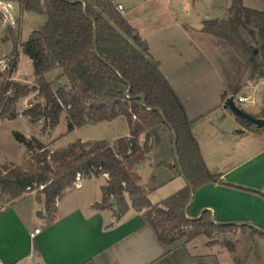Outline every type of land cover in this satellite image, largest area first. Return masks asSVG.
I'll return each instance as SVG.
<instances>
[{"label": "trees", "instance_id": "1", "mask_svg": "<svg viewBox=\"0 0 264 264\" xmlns=\"http://www.w3.org/2000/svg\"><path fill=\"white\" fill-rule=\"evenodd\" d=\"M2 1L17 2L25 11L44 12L47 19L20 47L15 42L13 64L21 49L33 60L37 83L0 79V119H16L18 100L36 92L35 96L43 100H29L24 114L32 122L43 119L44 132L59 123L63 112L69 132L119 116L127 119L131 132L113 143L78 139L66 147L52 149L36 136L13 131L29 157L22 164H0V202L5 195L19 199L27 189L42 186L45 211H49L63 192L74 186L78 174L83 178L107 174V182L101 187L103 198L94 206L112 209L119 218L130 207L126 198L129 196L132 207L142 211L144 220L164 245L175 247L183 237L191 240L200 235L211 238L208 244H215L220 238L212 239L214 235L247 226L218 222L209 210L196 218L187 215L194 192L207 183L222 182L221 174L207 166L182 100L160 70L146 40L114 0ZM229 13L228 18L205 19L202 31L226 40L240 54H249L252 79L264 77V60L255 52L256 47L261 52L264 49V11L233 0ZM243 30L247 31L249 41ZM251 40L255 46L250 44ZM56 68L57 78L47 80L46 73ZM140 94L145 97L143 101ZM237 117L246 128L257 129L254 123ZM165 138L175 144L179 164L175 173L184 174L188 183L154 203L141 185L139 170L147 165L154 146ZM163 165L171 167L168 162ZM112 198L116 199L114 205ZM249 228L264 236L263 231ZM224 245L235 252L232 242L224 240ZM237 260L239 264L243 262Z\"/></svg>", "mask_w": 264, "mask_h": 264}, {"label": "crops", "instance_id": "2", "mask_svg": "<svg viewBox=\"0 0 264 264\" xmlns=\"http://www.w3.org/2000/svg\"><path fill=\"white\" fill-rule=\"evenodd\" d=\"M242 1L247 7L264 11V0ZM114 2L117 5L122 4L115 0ZM211 2L217 9L229 10L233 0H211ZM199 31L205 33L202 31V26ZM156 60L161 67V61ZM262 60H264V49ZM160 70L179 95L189 118L193 121L192 132L207 166L211 171L220 173L222 179V182L207 183L194 192L186 210L187 215L196 218L203 211L209 210L218 222L243 224L264 232V143L258 144L256 138L264 136V132L259 131L264 126L258 127L254 124L257 129L250 130L225 105L224 111L216 112L217 103L192 117L186 101L179 93L180 85L175 81L181 76L178 75L179 77L173 79L169 73L161 68ZM262 78L261 81L264 83V77ZM202 85L211 84L205 81ZM235 91L223 96L222 102L226 103L230 96H235L238 89ZM239 96L245 95L239 94ZM247 96L251 97V95ZM227 110L231 113L227 114ZM228 115L231 118H228ZM130 132L129 125V130L119 137L128 136ZM119 137L105 140L112 143ZM144 140L145 136L142 135L141 141ZM150 154L147 163L150 164L149 179L141 185L148 190V197L154 202L151 198L152 194L166 187L167 190L161 196L171 195L184 187L187 180L184 174L175 173L179 164L175 144H172L169 138L154 146ZM165 162L170 163L171 167L163 165ZM100 176H103L107 182L106 174ZM99 177H81L74 186L63 192L49 211L44 210V201L34 195L23 196L3 206L0 211V262L3 264L235 263L234 252L218 243L207 245L203 240H199L200 238L192 239L185 244H177L171 250V246L164 245L158 240L156 231L144 220L142 211L132 207L129 196L126 198L130 207L119 218L112 209L96 208L94 204L103 198L101 187L106 184L105 182L98 185L96 180ZM93 182L94 187L89 186L88 190H84L88 183ZM37 228L40 231L32 235Z\"/></svg>", "mask_w": 264, "mask_h": 264}, {"label": "rangeland", "instance_id": "3", "mask_svg": "<svg viewBox=\"0 0 264 264\" xmlns=\"http://www.w3.org/2000/svg\"><path fill=\"white\" fill-rule=\"evenodd\" d=\"M115 1L122 3L124 9L120 11L139 35L146 40L153 56L161 61L160 68L169 73L173 79L182 77L175 81L180 85L179 93L186 101L192 117L216 103L218 104L216 112L224 111L223 96L238 89L234 96L236 105L245 112L264 119V83L261 81L263 78L252 79L253 63L249 61V54H240L226 40L211 33L199 31L202 21L205 19L228 18L230 13L227 8L217 9L212 5L211 0ZM46 19L47 15L44 12L25 11L19 7L17 2L0 0L1 80L13 79L30 85L37 83L33 60L21 49L17 61L13 64L14 46L15 42H18L20 47L21 43L30 38L34 30L42 27ZM9 27H12L13 30H9ZM243 35L249 41L250 37L247 31L243 30ZM250 44L256 45L253 40L250 41ZM256 48L258 57L262 59V52L258 47ZM11 69L12 71H10ZM58 74L59 69L56 68L46 73V79L55 80ZM205 81L211 85H202ZM239 94L251 95V97L246 102H239ZM35 95L36 92H32L28 97L18 100L16 108L19 116L16 119H0V163L2 164H22L29 157H27V148L15 139L13 131H19L28 137L36 136L44 141L49 148L54 149L66 147L70 142L78 139L83 141L106 139L109 141L129 130L127 119L124 116H119L113 121L89 123L69 132L66 112H63L59 123L44 132L42 130L43 119L32 122L24 114V111L30 106L29 100H33V102L43 100ZM226 112L227 114L231 113L229 110ZM259 131L260 133L264 132V128ZM256 138H258V144L264 143V136ZM150 156L153 155L150 154ZM140 171L141 183L144 184L149 179L150 164L141 168ZM96 181L98 185L106 182L103 176H100ZM89 186L94 187V182L88 183L84 190H88ZM41 189L42 186L31 190L27 189L21 197L34 195L37 199L44 201V196L40 193ZM166 190L165 187L152 194V200L159 202L169 196L170 194L161 196ZM13 200L16 198L5 195L0 205L3 207ZM216 237L220 238L217 243L222 247L227 248L224 245V240L235 244L234 264H239L237 259H242L243 262L240 264H264V236L249 226L232 228L220 235H214L212 239ZM196 238H200L199 240L210 245L208 244L210 237L200 235ZM188 241L190 240L183 237L176 244H185ZM173 248L171 247V250Z\"/></svg>", "mask_w": 264, "mask_h": 264}, {"label": "water", "instance_id": "4", "mask_svg": "<svg viewBox=\"0 0 264 264\" xmlns=\"http://www.w3.org/2000/svg\"><path fill=\"white\" fill-rule=\"evenodd\" d=\"M255 52H257V49H255ZM139 97L142 99V101L145 98L143 94H140ZM142 104L144 105V102ZM225 106L230 108L232 110V112H234L237 116L245 118L246 120H249L250 122L256 124L258 127L264 126V119L255 117V116L245 112L244 110H242L238 105H236L233 95L227 99ZM187 183H188V181H187ZM115 203H116V199L112 198L111 204L114 205ZM187 208H188V206H187Z\"/></svg>", "mask_w": 264, "mask_h": 264}, {"label": "built area", "instance_id": "5", "mask_svg": "<svg viewBox=\"0 0 264 264\" xmlns=\"http://www.w3.org/2000/svg\"><path fill=\"white\" fill-rule=\"evenodd\" d=\"M117 8H118L119 10H123V9H124V6H123L122 4H118V5H117ZM5 10H6V9H5ZM249 99H250V97H248V96H238V101H239V102H246V101H248ZM80 178H81V175L78 174V176H77V181H79ZM75 184H76V183H75ZM39 231H40L39 228L35 229V230H34V233H32V235L38 233ZM0 264H3V262H0Z\"/></svg>", "mask_w": 264, "mask_h": 264}]
</instances>
